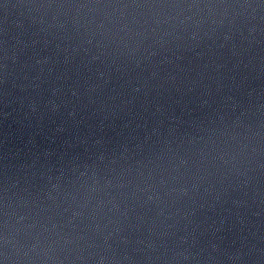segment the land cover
I'll use <instances>...</instances> for the list:
<instances>
[{"label":"water","instance_id":"95a60500","mask_svg":"<svg viewBox=\"0 0 264 264\" xmlns=\"http://www.w3.org/2000/svg\"><path fill=\"white\" fill-rule=\"evenodd\" d=\"M0 264H264V0H0Z\"/></svg>","mask_w":264,"mask_h":264}]
</instances>
